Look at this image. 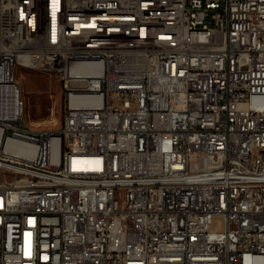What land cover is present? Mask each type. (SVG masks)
I'll return each mask as SVG.
<instances>
[{
    "label": "built area",
    "instance_id": "built-area-1",
    "mask_svg": "<svg viewBox=\"0 0 264 264\" xmlns=\"http://www.w3.org/2000/svg\"><path fill=\"white\" fill-rule=\"evenodd\" d=\"M0 264H264V0H0Z\"/></svg>",
    "mask_w": 264,
    "mask_h": 264
},
{
    "label": "rangeland",
    "instance_id": "rangeland-1",
    "mask_svg": "<svg viewBox=\"0 0 264 264\" xmlns=\"http://www.w3.org/2000/svg\"><path fill=\"white\" fill-rule=\"evenodd\" d=\"M25 101L24 120L33 128H58L63 120L64 88L55 71L37 66H17Z\"/></svg>",
    "mask_w": 264,
    "mask_h": 264
}]
</instances>
